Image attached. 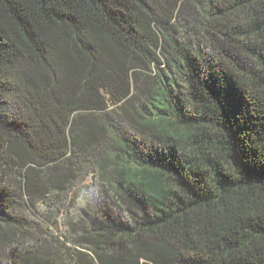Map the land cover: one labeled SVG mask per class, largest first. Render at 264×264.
Here are the masks:
<instances>
[{
    "label": "trees",
    "instance_id": "1",
    "mask_svg": "<svg viewBox=\"0 0 264 264\" xmlns=\"http://www.w3.org/2000/svg\"><path fill=\"white\" fill-rule=\"evenodd\" d=\"M91 167L93 264H264V0H0V264Z\"/></svg>",
    "mask_w": 264,
    "mask_h": 264
},
{
    "label": "rangeland",
    "instance_id": "2",
    "mask_svg": "<svg viewBox=\"0 0 264 264\" xmlns=\"http://www.w3.org/2000/svg\"><path fill=\"white\" fill-rule=\"evenodd\" d=\"M89 171L95 174L93 178L88 176ZM82 175L83 178L69 192L52 193L44 202H26L23 218L27 219L24 223L28 233L21 240H16L17 244L24 243L27 248L50 258L55 264L94 263L88 247L89 239L76 237L81 234L76 229V223L83 217H90L98 205L104 206L106 189H110L102 187L93 167Z\"/></svg>",
    "mask_w": 264,
    "mask_h": 264
}]
</instances>
